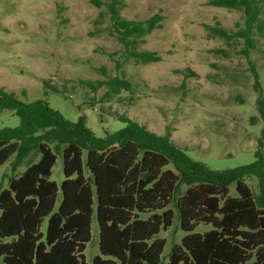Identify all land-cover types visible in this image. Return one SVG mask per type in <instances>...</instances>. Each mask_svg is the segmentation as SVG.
I'll return each mask as SVG.
<instances>
[{
  "label": "trees",
  "instance_id": "16d2710c",
  "mask_svg": "<svg viewBox=\"0 0 264 264\" xmlns=\"http://www.w3.org/2000/svg\"><path fill=\"white\" fill-rule=\"evenodd\" d=\"M101 10L97 24L123 44L126 59L136 64L157 62L156 51L140 49L145 36L163 27L155 13L144 20L122 15L124 0H91ZM209 4L238 9L243 22L236 30L207 25L214 37L226 43L242 39L246 50L257 46L264 34V0H209ZM121 62L117 61L121 72ZM102 79L73 80L86 90L85 102L96 104L132 99L134 84L123 73L110 74L100 67ZM194 74V73H192ZM257 105L264 118V93L254 71ZM106 88L100 98L97 93ZM49 79L42 98L28 101L0 86V114L19 117L16 125L0 128V165L16 157L13 169L34 150L39 159L0 185V264H88L86 248L92 223L99 228V250L91 264H161L168 230L175 211L186 234L174 243L168 264H264V153L245 165L214 169L195 160L178 146L170 132L158 134L127 114L109 111L124 125L97 136L87 115L77 120L53 108L50 92L66 93ZM126 92L129 97H123ZM63 157V180L52 179L58 153ZM172 166V167H170ZM259 179V192L246 176ZM236 185V196L230 185ZM187 185L180 196L179 188ZM47 221L45 229L44 222ZM211 225L197 232L201 224Z\"/></svg>",
  "mask_w": 264,
  "mask_h": 264
},
{
  "label": "rangeland",
  "instance_id": "374dc122",
  "mask_svg": "<svg viewBox=\"0 0 264 264\" xmlns=\"http://www.w3.org/2000/svg\"><path fill=\"white\" fill-rule=\"evenodd\" d=\"M122 15L144 20L155 13L165 16L163 27L145 36L140 49L156 51L161 59L136 64L126 59L124 46L109 34V21L97 24L100 8L91 0H0V86L16 91L28 101L43 96L46 79L65 87L66 93L50 92L49 104L65 117L77 120L87 115V125L97 136L118 130L124 122L108 110L127 114L153 132H170L174 142L194 158L214 169L249 164L256 151L264 153V118L258 111V92L254 71L264 93V34L257 35V46L245 52L242 39L226 43L214 37L207 25L236 30L243 22L238 9L209 4V0H124ZM117 61L121 62V72ZM100 67L112 75L123 73L134 84L132 99L90 105L86 90L73 80L102 79ZM194 73V74H192ZM106 88L97 93L100 98ZM123 97L129 94L124 92ZM19 117L11 112L0 114V128L16 125ZM58 159L52 179L63 178V157ZM39 159L34 150L14 170L16 157L0 165V185ZM172 167V166H170ZM246 182L259 192V179L246 176ZM182 185L177 195L187 189ZM230 194L236 196L235 183ZM172 226L160 233L167 242L161 256L168 264L174 243L186 234L180 225L175 202ZM1 215V210H0ZM47 221L44 222L45 229ZM211 225L201 223L197 232ZM99 228L92 223V239L86 248L87 263L99 254Z\"/></svg>",
  "mask_w": 264,
  "mask_h": 264
}]
</instances>
